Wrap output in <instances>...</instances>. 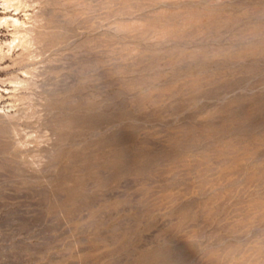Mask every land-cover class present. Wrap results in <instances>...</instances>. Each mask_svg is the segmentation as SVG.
<instances>
[{
    "label": "rangeland",
    "instance_id": "1",
    "mask_svg": "<svg viewBox=\"0 0 264 264\" xmlns=\"http://www.w3.org/2000/svg\"><path fill=\"white\" fill-rule=\"evenodd\" d=\"M0 264H264V0H0Z\"/></svg>",
    "mask_w": 264,
    "mask_h": 264
}]
</instances>
